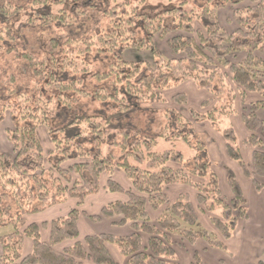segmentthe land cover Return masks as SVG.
Segmentation results:
<instances>
[{
    "label": "trees",
    "instance_id": "16d2710c",
    "mask_svg": "<svg viewBox=\"0 0 264 264\" xmlns=\"http://www.w3.org/2000/svg\"><path fill=\"white\" fill-rule=\"evenodd\" d=\"M49 1L67 2L32 0L37 16L28 14L27 22L38 17L42 26L72 24L63 7L43 11ZM112 1L104 9L109 29L67 36L61 42L51 37L46 54L6 47L24 60L22 69L33 76V88L18 90L11 75L4 95L0 94V125L5 113L10 122L0 139V228L9 227L0 231V264H83L84 259L91 264H114L106 243L117 248L126 264H179L177 249L198 240L207 247L226 250L223 240L231 236L236 221L247 215L246 199L231 169L225 172L231 196L224 197L209 168L205 143L196 138L191 126L194 128L193 120L213 125L235 115L236 97L243 102L248 92L260 95L243 103L239 113L249 132L245 140L252 148L250 167L242 159L233 126L215 130L223 137L226 155L250 177L254 189L264 187L256 178L264 175V117L258 114L264 108V0H203L192 5L180 0L153 14L138 11L137 2ZM23 9L9 0L0 2L1 39L15 38L8 23ZM154 37L163 40L166 53L157 47ZM130 48L148 50L153 59L124 58L122 53ZM92 51L111 54L112 60L105 68L95 69L87 59ZM59 52L63 54L60 61ZM91 79L98 84L90 88ZM188 79L208 96L200 101V110L188 109L189 117L174 106L164 108L163 115L169 119L173 114L179 128L170 130V125H164L151 135L138 129L109 131L122 126L118 121L122 115L142 105L187 104L186 92L168 98L165 91ZM88 98L111 104V112H78L76 105ZM60 109L70 115L53 124ZM39 126L47 135L48 148L38 133ZM164 140L192 145L195 160L186 159L178 148L162 147L160 141ZM116 169L130 186L124 188L114 178ZM102 177L107 190L120 192L124 198L103 204L97 213L76 206L49 221H26L27 214L68 198L77 205L82 203L99 190ZM171 184L193 188L202 211L220 207V215L208 216L220 237L202 224L188 193L179 192L173 199L168 196L166 189ZM80 214L92 221L111 218L114 224L129 226L130 231L87 234L79 240ZM45 226L49 229L46 241L40 236ZM26 237L31 249L22 254ZM65 239L75 240L57 250L55 245ZM191 264L208 263L193 249Z\"/></svg>",
    "mask_w": 264,
    "mask_h": 264
},
{
    "label": "rangeland",
    "instance_id": "374dc122",
    "mask_svg": "<svg viewBox=\"0 0 264 264\" xmlns=\"http://www.w3.org/2000/svg\"><path fill=\"white\" fill-rule=\"evenodd\" d=\"M2 0H0L1 2ZM14 5H22L23 10L18 13L11 21H9L8 25L11 27V30L14 33L15 38L13 40H9L8 38H0V94L4 95V90L9 82V77L13 75L16 79L15 85L16 88L20 91L22 90H31L33 88V76L29 72L28 69L23 70L22 67L25 64L24 60L20 57H16L13 51L6 50L8 46H14L19 50H27L35 54L48 53L50 44L49 40L51 37H56L60 42L64 40L67 36H80L88 31H100L103 29H109L110 24L108 22L107 16L104 13L105 6L108 4H112V0H66L67 2H60L54 3L49 1L48 4L44 7L43 11L52 10L53 12L60 7H63L69 14L70 19L73 21L72 24H49L48 26H42L40 19L38 17L34 18V21L29 23L27 22L26 18L28 14L31 16H37L35 12L31 8V1L32 0H9ZM115 2L118 1H128L130 3H138V11L146 13V14H153L156 11L162 10L166 7L171 5H177L180 0H114ZM203 0H188L189 5L192 4H200ZM41 13V10H39ZM221 18H224V12L221 14ZM168 21V20H167ZM2 26V21L0 22V28ZM138 34H142V30H138ZM154 40L157 44V47L164 53L167 52L166 47L163 43V40H159L154 37ZM58 50V49H57ZM58 57V61L61 60L62 55L60 52L56 54ZM124 58H142L151 61L153 58L152 54L148 52V50L144 49H127L122 53ZM88 61H90L95 69L101 70L106 67V65L112 60L111 54H99L95 51H92L89 55H87ZM98 83L94 81V79L90 80V88L97 85ZM186 92L189 93L191 97L192 103H187L182 106H177L172 103H163V104H145L142 105L139 109L127 112L126 114L122 115L119 120L121 127L111 128L110 132H118L121 129H129V130H136L138 129L141 134H155L159 131H162L163 126L170 125L171 129L179 128V125L173 118V114H170V118L167 119L165 115H163L164 108H170L172 106L176 107L177 109H181L183 115L189 117L188 109H197L199 108L200 101H196L197 94L193 91V85L191 82H187L185 84ZM176 87L170 88L166 91V95L168 98L176 91ZM184 90V88H183ZM199 92L201 90L197 89ZM3 98H6L3 96ZM11 98V97H10ZM200 100V98H199ZM77 111L82 112H101V113H110L112 110L111 104H102L93 99H81L80 102L76 105ZM182 107V108H181ZM62 113L60 115L57 113V116L53 117V124H57L59 122L64 121L67 116L70 114L62 109H60ZM229 117H223L222 120L217 124H211L207 121L201 120H190L194 125L192 127L193 133L195 134L196 138L200 139L205 146H207L208 141L211 140L208 137V129L211 127L212 129H221L227 125H232L229 120ZM115 121V120H114ZM205 124V125H204ZM9 117L5 113L3 120L0 125V139L2 138V130L5 126H9ZM208 125V126H207ZM233 126V125H232ZM191 130V129H190ZM216 130V131H217ZM38 133L42 137L45 134L44 128L42 126L38 127ZM220 133V131H219ZM43 144H46L44 138ZM214 141V140H213ZM161 146L163 147H171V148H178L184 154V157L189 161H194L196 156V149L192 145H188L182 143L180 140H164L160 141ZM205 156V155H203ZM206 159L210 161L209 168L211 169L212 162L211 157L207 156ZM217 162V161H216ZM218 163V162H217ZM260 182L264 183V175L256 177ZM217 184L220 186V178L216 176ZM257 193L263 194L264 196V187L259 190H256ZM259 194H256V197H259ZM115 195V194H113ZM249 197L251 195L249 194ZM252 197L250 199V208H247V215L244 219V231L248 233L246 238H249V241L243 240L247 246L244 245L246 250V256L238 262L239 264H255L254 259L256 260V251L259 250L260 245L264 242V212L260 216L259 212L257 211V198ZM253 206V208H251ZM212 212L220 213V207L215 206L211 209ZM257 218L260 219L257 222ZM206 221V220H205ZM241 222L235 223L234 229L232 230L233 237H237L236 232L240 230L239 225ZM243 226V225H242ZM214 233L217 236H220L217 229L214 227ZM9 227L0 228V231H7ZM211 230V229H209ZM229 238L228 240H230ZM227 240V241H228ZM231 251H233V247L231 246ZM200 252L204 253V250L200 249ZM228 257L238 258L239 256L243 257L240 254V251L237 249L235 252L230 254L228 251H225ZM238 254V255H237ZM179 264H188V261L179 255ZM253 259V261H252ZM226 260H220V264H224Z\"/></svg>",
    "mask_w": 264,
    "mask_h": 264
},
{
    "label": "crops",
    "instance_id": "0c3cea01",
    "mask_svg": "<svg viewBox=\"0 0 264 264\" xmlns=\"http://www.w3.org/2000/svg\"><path fill=\"white\" fill-rule=\"evenodd\" d=\"M187 82H191L193 85V91L196 92L197 98L196 101H201L204 97L208 96V92L203 89L200 92L197 90L198 88L195 86L192 80H185L182 82H179L175 85H173L171 88L176 87V92L182 91L186 92L187 90L185 89V84ZM184 88V90H183ZM170 89V88H169ZM168 90V89H167ZM166 90V91H167ZM165 91V94H166ZM173 93V94H174ZM188 95V103H192L191 97L189 96V93L186 92ZM167 96V95H166ZM259 94L257 92H248L246 93V96L243 100V102H240L239 97H236V108H237V113L235 115L229 116V120L233 125V128L236 132L239 144H240V151H241V156L244 161V163L250 167V159H251V146L246 142V137L248 136L249 132L245 128V126L242 123L241 117H240V112L243 110L242 105L243 103H248L252 100L258 99ZM200 98V100H199ZM193 104V103H192ZM258 114L260 117H264V108H260L258 110ZM205 125V124H204ZM208 126V125H207ZM208 137L211 139L208 141V144L206 146V152L207 156H210L211 159V166L212 170L216 174L218 178H220V190L221 193L224 195V197L229 198L231 196L230 189L226 183L225 179V172L227 169H231L237 178V181L241 187V190L245 196L246 199V206L249 209L250 208V199L252 197H256V194H259L256 192L254 189L250 177L244 175L242 171L240 170L239 166L237 163L230 159L225 152V146H224V140L222 135L209 127L208 129ZM42 138L46 141L45 147H49V141L47 139L46 133L42 135ZM214 140V141H213ZM218 163H217V162ZM114 178L124 187L127 188L130 186L129 181L125 178L124 174L122 171L119 169H116L114 172ZM102 186L99 188L97 192L91 193L87 195L82 203L77 205V201L73 198H68L66 201L57 203L54 205H51L47 207L46 209L36 212V213H31L27 214L25 216L27 222H37L41 223L42 221H49L50 219L56 217V216H62L68 212L69 209L72 207H78L81 211H85L87 213H97L99 212L100 208L103 206V204L115 200V199H122L124 198V195L120 192L116 191H109L104 187V182L105 178L102 177ZM168 196L173 199L176 197V195L179 192H186L189 194L191 201L193 204L197 207V214L202 222V224L207 227L208 229H211L212 232H214V227L211 225V223L208 220V216L210 214H214L212 212H207V211H202L200 208V205L197 204L196 202V191L189 187L188 185L185 184H171L167 187L166 189ZM115 194V195H113ZM249 194L251 197H249ZM257 198V211L259 212L260 216L264 212V196L263 194H259V197ZM253 208V206H251ZM216 215H220V213H215ZM246 218V217H245ZM245 218H240L237 220V222H241L240 230L236 232L237 237L231 238L233 235H231L229 238L230 240L226 239L223 240L226 246V250H221L218 248H213V247H207L205 242L198 240L195 244L190 245L187 243H184L183 248H178L177 249V256L179 255L183 258H185L188 261V264H191V250L196 249L200 253L203 259L208 264H220V260H226L224 264H239L238 262L243 259L246 256V250L248 249V245L244 243L243 240L249 241L248 233L244 231V219ZM206 220V221H205ZM257 222L260 221L259 218L256 220ZM243 225V226H242ZM77 227H78V236L77 238L79 240H82L83 237L87 234H93V233H100V232H105L113 235H121V234H126L130 231L129 226L127 225H122L119 226L117 224H114L112 222L111 218H101L99 221H92L89 219L87 216H84L80 214L77 218ZM40 236L41 239L46 241L49 236V229L47 226L41 227L40 229ZM220 237V236H219ZM75 239H65L62 242L58 243L55 245V248L57 250H62L64 247L69 246L74 242ZM228 240V241H227ZM244 245L247 246V249L245 250ZM106 246L114 260V264H126V258L120 255L118 252L117 248L111 244V243H106ZM231 246L233 247V251H231ZM31 249V240L30 238H24L23 242V247H22V254H26L30 251ZM200 249L204 250V253L200 252ZM240 251V254L243 256H239L240 259L236 258H230L228 255L225 253V251H228L230 254L235 252L236 250ZM0 252H1V247H0ZM258 252V253H257ZM256 260L255 264H264V242L260 245L259 250L256 251ZM238 255V254H237ZM253 261V259H252ZM261 261V263H260ZM83 264H91V261L88 259L83 260Z\"/></svg>",
    "mask_w": 264,
    "mask_h": 264
}]
</instances>
